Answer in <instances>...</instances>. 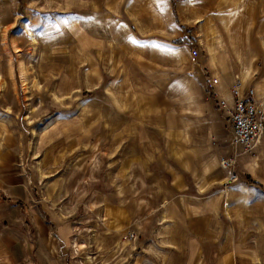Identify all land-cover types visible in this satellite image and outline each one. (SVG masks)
I'll return each instance as SVG.
<instances>
[{"label":"rangeland","instance_id":"rangeland-1","mask_svg":"<svg viewBox=\"0 0 264 264\" xmlns=\"http://www.w3.org/2000/svg\"><path fill=\"white\" fill-rule=\"evenodd\" d=\"M219 70L264 100V0H0L20 264H264V137L200 119Z\"/></svg>","mask_w":264,"mask_h":264},{"label":"crops","instance_id":"crops-1","mask_svg":"<svg viewBox=\"0 0 264 264\" xmlns=\"http://www.w3.org/2000/svg\"><path fill=\"white\" fill-rule=\"evenodd\" d=\"M211 70H214L213 68ZM222 77V78H221ZM210 79H215L218 83L215 90H208L204 94L206 99H202L199 108L202 111L201 120L209 124L210 134L217 140H223L227 137V129L225 119L221 111L216 110L217 96L226 94L233 85L232 77L227 76L225 71L213 73ZM223 79V80H222ZM224 81V84H223ZM215 102V103H214ZM19 136L16 127L10 126L5 119V115L0 111V199L9 202H17L25 200L27 188L25 179L21 173L19 166ZM190 173L188 170H186ZM4 210H8L7 214H0V223H18L19 216L17 206L15 204L2 205ZM2 209V207H0ZM33 210V209H32ZM34 212V211H33ZM33 226L37 229L40 247L44 250L52 245V237L50 232L45 228L39 218L33 217ZM52 239H51V238ZM18 238L15 232L10 228L0 231V260L3 264H20V258L13 251L12 239ZM16 245H19L18 242ZM49 253V251H48ZM13 257V258H12Z\"/></svg>","mask_w":264,"mask_h":264},{"label":"built area","instance_id":"built-area-1","mask_svg":"<svg viewBox=\"0 0 264 264\" xmlns=\"http://www.w3.org/2000/svg\"><path fill=\"white\" fill-rule=\"evenodd\" d=\"M194 62L197 52L190 55ZM218 85L215 79H208L207 86L214 90ZM218 109L228 118L233 135V146L242 149V153H250L264 137V100L256 96L254 88H244L238 77L226 94L217 96ZM237 158V154L233 157ZM224 168L234 165V160L223 162ZM230 179H235L232 171Z\"/></svg>","mask_w":264,"mask_h":264},{"label":"trees","instance_id":"trees-1","mask_svg":"<svg viewBox=\"0 0 264 264\" xmlns=\"http://www.w3.org/2000/svg\"><path fill=\"white\" fill-rule=\"evenodd\" d=\"M175 44L176 45H181L183 43L182 42H177ZM245 180H246V182H247L248 185H251V186H254V187H257V188L262 189V186L259 183L252 181L249 176H245Z\"/></svg>","mask_w":264,"mask_h":264}]
</instances>
